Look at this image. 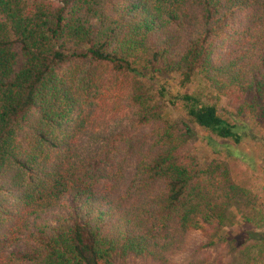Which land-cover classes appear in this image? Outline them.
Segmentation results:
<instances>
[{
	"label": "trees",
	"instance_id": "obj_1",
	"mask_svg": "<svg viewBox=\"0 0 264 264\" xmlns=\"http://www.w3.org/2000/svg\"><path fill=\"white\" fill-rule=\"evenodd\" d=\"M35 1L25 9L24 0H0V264H119L129 254L156 255L171 240L169 225L180 232L196 224L191 160L170 143L136 151L138 174L163 187L152 208L103 189L112 158H72L60 130L80 104V88L62 69L105 65L114 76L154 81L161 103L237 144L247 137L244 124L206 101L210 91H172L157 76L177 72L181 89L197 78L216 90L238 87L245 111L264 120V0ZM234 24L230 48L215 36ZM12 47L25 58L17 69ZM133 102L140 120L162 115L146 92ZM197 212L207 224L217 219Z\"/></svg>",
	"mask_w": 264,
	"mask_h": 264
},
{
	"label": "rangeland",
	"instance_id": "obj_2",
	"mask_svg": "<svg viewBox=\"0 0 264 264\" xmlns=\"http://www.w3.org/2000/svg\"><path fill=\"white\" fill-rule=\"evenodd\" d=\"M33 1L24 0L23 7H31ZM35 3L58 4L56 0H36ZM234 25L224 27L215 36L230 48L237 38L238 26ZM184 34L185 31L181 36ZM12 51L14 69H17L25 58L18 47H12ZM62 75L73 78L72 89L80 88L75 92L80 104L72 112L67 126L60 130L67 135L64 141L72 142L67 147L72 158L94 155L112 158L111 165L106 164L109 175L103 180L106 185L103 189L139 199L147 208L155 206L163 187L160 182L142 179L135 160L136 151L145 150L153 143L174 145L194 166L190 186L196 194L193 199L196 224L180 232L169 225L166 232L171 240L164 249L152 256L129 254L119 264H160L162 261L170 264H262L264 120L259 111L252 114L245 111L244 97L238 87L229 88L232 86L227 84L216 90L197 78L196 84L181 89L177 86V72L157 76V81L165 82L172 91L195 89L201 94L210 91L205 100L231 121L243 123L247 130V137L235 144L189 123L179 105L161 103L155 96L154 81L129 74L114 76L105 65H67ZM214 76L218 83L223 80L220 75ZM140 91L154 97L162 115L147 120L136 116L138 109L133 99ZM209 141L218 145L219 152L210 149ZM11 172L14 173L10 169L8 177ZM197 211H207L217 219L207 224ZM18 247L23 249L22 244L18 243ZM11 250L12 246H7L3 252Z\"/></svg>",
	"mask_w": 264,
	"mask_h": 264
},
{
	"label": "clouds",
	"instance_id": "obj_3",
	"mask_svg": "<svg viewBox=\"0 0 264 264\" xmlns=\"http://www.w3.org/2000/svg\"><path fill=\"white\" fill-rule=\"evenodd\" d=\"M56 6H59L58 4Z\"/></svg>",
	"mask_w": 264,
	"mask_h": 264
}]
</instances>
